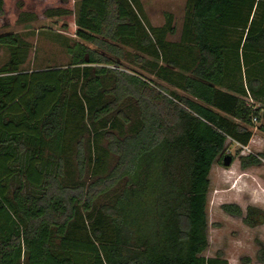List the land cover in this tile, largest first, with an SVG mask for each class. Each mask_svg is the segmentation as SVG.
I'll use <instances>...</instances> for the list:
<instances>
[{
	"label": "trees",
	"instance_id": "1",
	"mask_svg": "<svg viewBox=\"0 0 264 264\" xmlns=\"http://www.w3.org/2000/svg\"><path fill=\"white\" fill-rule=\"evenodd\" d=\"M72 2L15 0L9 17L0 0L1 23L58 16L80 39L71 64L22 71L23 40L0 35L10 51L0 68V264H229L222 251L202 255L209 177L228 139L247 146L254 118L264 132V0H189L182 42L196 59L182 73L170 57L161 82L123 64L141 23L125 0H81L77 14ZM164 30L176 34L171 19L153 29L161 45ZM127 100L139 117L131 132L98 127L113 114L130 123ZM263 161L264 151L240 155L242 168ZM221 208L264 224L259 207Z\"/></svg>",
	"mask_w": 264,
	"mask_h": 264
},
{
	"label": "rangeland",
	"instance_id": "2",
	"mask_svg": "<svg viewBox=\"0 0 264 264\" xmlns=\"http://www.w3.org/2000/svg\"><path fill=\"white\" fill-rule=\"evenodd\" d=\"M15 0H7L9 17L14 16L11 3ZM81 0H73L74 13L79 11ZM125 2L138 15L140 23V32L138 40L128 46H124L126 59L123 64L130 70H135L151 81L161 82L158 77L160 66H168L170 57H178V71L186 73L185 67L196 59V53L193 41L182 42V31L184 24L189 18L190 3L189 0H125ZM75 16V15H74ZM171 19V25L175 27L176 34H171L164 30L165 45L156 43L157 27H166ZM65 23L58 16L44 18L34 17L32 13H27L19 17L14 24L0 22V35L13 33L20 36L24 44L21 46L25 61L21 65L22 71L42 70L50 67H64L72 62V55L68 52L70 46L80 41L75 35V31L68 30L61 26ZM73 29H77L74 22L67 23ZM153 38L154 42L149 46L141 44V39L145 36ZM183 43L180 49L179 44ZM190 47L192 50H190ZM194 48V49H193ZM143 57L144 61H138L136 57ZM10 59V51L7 47L0 49V68ZM124 70V69H123ZM167 86V84L163 83ZM111 82L108 81V87ZM179 95H184L180 89L171 87ZM123 107L129 111L133 107V112H129L130 123L122 118L114 116L109 117L107 124L98 127L106 130L109 127L128 133L138 124L139 117L136 112L134 101H124ZM114 122V123H113ZM91 122L88 124L90 125ZM114 125V127L112 126ZM257 126L258 121H257ZM85 128V127H84ZM256 142L249 146L250 153H259L264 151V134L260 129L255 130ZM85 140L94 141L93 133L84 132ZM262 138V139H258ZM258 139V140H257ZM103 143V141L99 142ZM75 146V145H74ZM241 147L231 139L227 141L225 156L230 155L233 162L230 166L225 165L224 158H218L214 163L210 174V189L208 193L207 219H208V239L209 246L202 253L205 257H213L218 251L224 253L229 264H259L257 256L260 259L261 253L258 250L264 246V225L249 229L243 223L242 217L226 214L222 207L223 203H236L241 206L246 213L248 206H256L264 209V163L259 167L242 168L238 161L240 155L249 154L242 151ZM72 169H75L72 163ZM96 164L90 163V170L86 178L90 176L95 169ZM113 194H110L111 198ZM263 243V244H261ZM264 264V263H263Z\"/></svg>",
	"mask_w": 264,
	"mask_h": 264
},
{
	"label": "crops",
	"instance_id": "3",
	"mask_svg": "<svg viewBox=\"0 0 264 264\" xmlns=\"http://www.w3.org/2000/svg\"><path fill=\"white\" fill-rule=\"evenodd\" d=\"M223 90H225V91H229V90H227L226 88H222ZM229 92H231V91H229ZM231 93H234V92H231ZM260 101H263V100H257V107H263L264 108V104L263 103H261ZM262 111H263V109H262ZM261 121L260 122H258V124L259 125H261ZM262 131V130H261ZM262 133L264 134V132L262 131ZM255 137H256V135H255V133L253 132V135H252V137H251V139H250V142H249V144L247 145V146H251L252 144H255V142H256V139H255ZM258 139H262V138H258ZM257 139V140H258ZM229 140V139H228ZM264 141V139H262V141L261 142H263ZM233 142H236V141H233ZM236 143H238V142H236ZM240 144V143H239ZM256 145V144H255ZM247 155V154H246ZM238 161H239V163H240V157L238 158ZM263 163H264V161H263ZM214 165V164H213ZM259 166H263V164H261V165H259ZM259 166H254V167H259ZM251 167V166H250ZM211 174V173H210ZM210 178V177H209ZM237 203V202H236ZM227 214V213H226ZM229 215V214H228ZM264 225V224H263ZM247 226V225H246ZM260 226H262V225H260ZM256 227H259V226H256ZM256 227H249V226H247V228H249V229H254V228H256ZM261 244H263V243H261ZM262 247H264V246H261L260 247V249L262 248ZM260 249L258 250V254H259V251H260ZM227 259V258H226ZM257 262L259 263V264H263V262L258 258V256H257Z\"/></svg>",
	"mask_w": 264,
	"mask_h": 264
},
{
	"label": "built area",
	"instance_id": "4",
	"mask_svg": "<svg viewBox=\"0 0 264 264\" xmlns=\"http://www.w3.org/2000/svg\"><path fill=\"white\" fill-rule=\"evenodd\" d=\"M250 101L253 102L252 100H250ZM249 104H250V103H249ZM253 123H254V127H255L254 129L257 130V129H258V126L256 125V124H257V119H256V118L253 119ZM238 144H239V143H238ZM239 145H241V144H239ZM241 147H244V149H245V150L242 149V150H243V151H242L243 153H246V150H248V153H249V154H255V153H250V152H252V151L249 150V149H250L249 146L241 145ZM247 155H248V154H247Z\"/></svg>",
	"mask_w": 264,
	"mask_h": 264
},
{
	"label": "water",
	"instance_id": "5",
	"mask_svg": "<svg viewBox=\"0 0 264 264\" xmlns=\"http://www.w3.org/2000/svg\"><path fill=\"white\" fill-rule=\"evenodd\" d=\"M225 165L230 166L233 162V158L230 155L225 156L224 158Z\"/></svg>",
	"mask_w": 264,
	"mask_h": 264
},
{
	"label": "flooded vegetation",
	"instance_id": "6",
	"mask_svg": "<svg viewBox=\"0 0 264 264\" xmlns=\"http://www.w3.org/2000/svg\"><path fill=\"white\" fill-rule=\"evenodd\" d=\"M225 158V157H224Z\"/></svg>",
	"mask_w": 264,
	"mask_h": 264
}]
</instances>
